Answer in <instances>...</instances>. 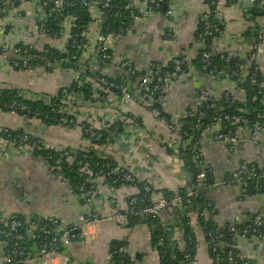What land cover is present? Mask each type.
I'll return each instance as SVG.
<instances>
[{"label": "crops", "instance_id": "crops-1", "mask_svg": "<svg viewBox=\"0 0 264 264\" xmlns=\"http://www.w3.org/2000/svg\"><path fill=\"white\" fill-rule=\"evenodd\" d=\"M43 1L45 0H32L18 4L17 10L9 16H17L15 30L10 33L11 41L15 36L27 40V33L36 31L39 18L35 15V8ZM137 1L140 3L139 7L147 6L150 15L148 24L143 27V33L133 30L122 41L117 39L119 41L113 44L116 46L118 59L127 58L139 66L143 60L140 59L137 49L142 44L145 47L141 51L156 62L166 65L173 56H179L188 64V80L174 81L165 91L164 108L167 115L176 117L184 106L195 107L197 94L205 87H211L217 94L233 87L234 83L228 75L216 77L212 81L207 74L198 71L191 64L201 51L193 33L197 20L210 9L205 0H166V8L161 12L152 7L154 0ZM251 4V0H220L218 12L224 29L219 37L214 38L212 44L220 48H234L244 64L250 40L255 38L258 44L257 50L253 52V60L264 77V16L255 15ZM254 5L257 6L256 3ZM64 29L57 35L36 39L37 45L41 49H53L64 55L68 42L66 26ZM169 30L177 35L176 41L172 42L173 40L167 38ZM9 56L10 54L0 56V90L20 89L28 93L55 95L74 80L71 70H63L56 76L48 75L42 68L17 71L10 66ZM118 107L112 105L106 108L111 113ZM119 108L122 110L121 115L131 116L139 123L135 128L140 132L137 135L145 139L129 161L137 182L149 185L159 196H165V192L178 194V190L190 183V175L180 159L168 149L176 136L139 106L125 103ZM0 128L24 130L60 149L78 151L87 144L78 130L65 131L49 127L14 113L0 111ZM142 131L146 135L141 134ZM127 134L123 135L125 145L126 142L138 138ZM202 147L205 162L215 184H218L206 192V199L214 205L213 211L204 210L202 215L193 211L186 212L189 225L185 227L178 225L179 208L164 211L160 218L170 228L169 232L179 246H184V230L186 227L190 228L195 248L193 261L189 264H213L202 227L204 221L211 218L218 225L232 221L246 224L253 215L264 213V193L248 195L241 191L238 184L221 183L241 164H253L264 169V141L245 132L235 144L216 143L212 134L208 133ZM114 160L121 162L117 157ZM124 196V190L115 186L98 191L91 210L99 218V223L87 226L86 237L82 241L75 239V235L72 236L65 248L69 264H107L109 245L120 240L127 243L126 252L134 264H160L159 254L151 245L146 225L141 223L130 227L127 219L120 224L114 221L115 209L121 208L123 210H118L122 212L126 210ZM83 214L78 196L62 186L39 158H0V215L4 219L23 216L26 222H30L35 218L45 219L51 216L58 217L63 228H70L82 223ZM235 249L239 256L248 259L251 264H264V237L258 240L253 236L238 235ZM4 252L5 246L0 241V264H4ZM37 257L39 256L36 253L27 264H44Z\"/></svg>", "mask_w": 264, "mask_h": 264}, {"label": "built area", "instance_id": "built-area-1", "mask_svg": "<svg viewBox=\"0 0 264 264\" xmlns=\"http://www.w3.org/2000/svg\"><path fill=\"white\" fill-rule=\"evenodd\" d=\"M111 1L112 0H96L95 5L92 6L85 1L82 2L84 6L90 8L88 17L89 22L84 26L82 33L85 39L83 47L87 49V55H84L87 58L86 62L83 64L80 63L77 57L72 55L68 50L64 53V58L54 60L53 64L57 66V69L50 71L46 70L47 74L56 76V74H59L61 71V68H58L60 65L74 63L75 68L70 69L75 76L74 80L61 88L55 95L40 99L54 115L48 119L49 123L52 122L53 124L50 123L47 126L65 131L78 130L84 137L87 144L82 150H78L83 153L82 160H77L75 156L72 155L73 152L71 151L75 150L60 149L51 146L42 139L32 136L26 131H24V135L18 137V141L12 140L9 135H5L3 128H0V158L32 157L35 151H53L58 154V158L52 159L51 156H46L45 158H39V160L49 169L62 186L69 188L72 192L70 180L65 176L63 166L66 163L67 169L71 171L74 169L76 170L77 176L83 178V183L80 187L76 188V193H73L78 196V199L82 203L84 212L82 217L83 221L79 226L69 229L61 226L58 217L50 216L45 218L43 220L46 221V224L40 225L35 219L26 222L24 218L23 222H21L16 217L4 219L0 215V241L3 242L6 250L11 242L13 244L9 253L4 252V264H10L11 262L27 264L36 253L41 263L69 264L70 260L65 253V248L69 245L72 236H74L72 235V231H79L78 235L84 240L87 226H95L99 223V218H97L91 210V204L97 198L100 189L111 188L113 186L112 183H115L113 179L116 176L124 183L118 188L124 190V203L126 208L124 212L118 210H123L121 208L115 209L113 219L116 223L120 224L124 219H127L125 214L139 217L143 222H148L150 219L161 218L164 211L172 208H179L180 211L185 210L184 205L189 203V199L182 198L179 193L166 199L163 196L155 194L147 184H143L141 187L142 191H140L139 187L134 185V182L137 180L131 170L132 168L129 161L133 153L135 154L137 149L142 146L145 139L137 135V133L140 134V132L135 128L139 126V123H136L135 119L131 116L127 115L124 117L121 115L120 111L122 110H119L121 109L119 107L125 103L143 108L149 112L154 120L163 124L176 136V140L169 145L168 149L171 154H174L180 159L189 175H191L190 169L182 159L179 149L183 144L188 145L191 141L194 142L195 157L193 160L195 168H198V176L194 185L190 179L188 186L186 185L184 187L186 188L184 192L185 196L191 200L196 199L197 195L205 189L204 180L209 172V168L204 159V152L202 151V143L206 134L211 133L212 139L216 143L235 144L245 132H248L253 138H259L264 141V128L259 123L238 127L236 133H222L220 121L206 126L202 134L192 136L187 141L183 140V135L186 133L181 131V129L184 128V125L188 124V118L195 116L196 113L194 114L189 109L190 106H184V109L180 111L176 117L170 116V119L166 118L163 113L166 114L164 108V94L166 89H168L169 85L174 81L188 80L190 77L189 74L182 70L184 60L179 56H173L167 63L171 64V69L167 70V64L164 65L161 62H156L151 59L150 56H147V53L144 54V52L141 51V49L145 47L144 44L140 46V49H137L140 59L143 60L141 66L127 58L118 59V52L113 42H118L119 40L117 39L121 40L123 37L129 36L133 30L143 33V27L148 24L150 15L146 9L147 6L139 7L140 3L137 0H125L127 2V18L130 25L127 27H120L118 31L119 34L117 35L114 32L110 34L109 28H106L102 32L103 14L101 10L108 8ZM164 1L165 0H157L156 2L158 3L153 6V8H158V4ZM251 1L264 9V0ZM24 2H27V0H0V56L4 57L7 54L12 55L13 58H8V62L10 66L17 71L31 69L29 64L31 56L34 59L44 60L43 54H47L49 49H41L37 45L36 39L48 36L49 30L46 27L48 20H58L63 15L64 8L73 5L68 0H47L41 2L35 8V15L39 18L36 31L31 30L30 33H27V40L15 36L13 41H11L10 33L15 30L14 26L17 16H13L12 18H9V16L17 10L18 4L21 5ZM219 3L220 0H214L209 3V7L214 8L215 13L213 18L221 21L218 12ZM94 8H96V10ZM209 13L210 11L200 17V21L204 25V30L196 40L197 44L201 47V63L206 73L208 61L214 54L220 55V58L225 62L238 58L234 48H220L212 44L210 46V51H205L204 42L206 38L211 37L213 33H220L218 26L210 24L209 16H207ZM75 22L76 19L67 17L61 27L64 31V27L66 26L68 39L72 36L71 31L77 28ZM120 25L122 26L123 24L120 23ZM221 34L222 33H220V35ZM167 38L174 42L177 40V35L173 33L172 30H169ZM250 42L251 44L247 52L248 56L244 59V63L246 62L247 65L243 67L239 66L238 63L236 64V70L238 68L241 69L242 77L248 75L247 71L251 68L252 64H254L253 52L257 50L258 43L255 38H252ZM73 48H75V46H73L72 49ZM76 60L78 61L77 63H75ZM81 66H83L84 69L82 73H79L77 69ZM229 72L231 73L232 70L229 69ZM84 73L88 74L84 76ZM235 75L236 72L233 71L232 77ZM207 76H209V80L215 81L216 77L212 76L210 73H208ZM107 78L112 81H108ZM117 78H119L121 84L115 81ZM223 92L228 93L234 100L243 99V93L236 89L235 85H233L230 90ZM222 93L217 94L211 87H205L197 96L196 106L210 100L214 102ZM21 97L26 101L35 99L28 92L22 93ZM112 105L119 106L113 111L115 114L107 111L110 107H106ZM209 107L213 108L214 104H211ZM19 109L28 111L26 106H20ZM196 116L198 119H202L204 113L200 112L198 115L196 114ZM45 118H48L47 115H45ZM33 120L41 123L40 119L34 118ZM223 120L232 122L234 125L243 122L242 117L237 116H224ZM128 126L133 127L129 128ZM104 133L107 134L106 143L100 144L103 141ZM126 133L138 137L126 142L127 147L123 143V135ZM142 133L146 135V132L142 131L141 134ZM28 136H32L36 141L31 142ZM89 149H94L108 155L113 158V160L114 157H117L121 162L114 160L116 166L110 163H90L87 155ZM260 180H264V169L258 168L253 164H241L228 179L221 183L224 185L238 184L241 187V191L245 194L246 188L248 187L247 182H258ZM216 185L218 184H214V186ZM141 193L143 195L142 199H140ZM251 222L252 226L232 221L226 229V234L220 232L216 233L214 236L210 234L206 235L208 238V250L214 255V264H222L220 263L219 246L224 244L227 235L231 237L232 250L227 253L224 264H251L248 259L239 256L235 249V241L238 235L240 237H248L251 234L258 240L264 237V213L254 215ZM236 224L243 225V227L239 229L235 226ZM144 225H146L150 235L149 227L147 224ZM150 228L151 230L155 229L154 226ZM38 231L40 234L51 236L52 241L48 245L44 244L41 246L36 241L40 239ZM171 240L176 241L173 239V235H171ZM28 241L34 243L33 249L31 250L34 251L35 254L26 251L24 246L27 245ZM58 245L63 249L61 252L57 249ZM163 245V240L157 242V247H163ZM228 245H230V243ZM180 248L181 250L184 249L183 246H180Z\"/></svg>", "mask_w": 264, "mask_h": 264}, {"label": "trees", "instance_id": "trees-1", "mask_svg": "<svg viewBox=\"0 0 264 264\" xmlns=\"http://www.w3.org/2000/svg\"><path fill=\"white\" fill-rule=\"evenodd\" d=\"M32 1V0H27ZM47 1V0H45ZM73 5L71 7L64 8L63 15L58 20H48L47 22V29L49 30L48 36L51 37L55 35L56 33H60L62 30V25L67 17L76 19L75 25L77 26L76 29H73L71 31L72 36L70 39H68L67 42V50L72 53V55H75L77 57V60L80 61V63L86 62V57L84 56L87 53V49H85L84 43L85 39L82 36L84 26L88 24L89 22V7L84 6L82 4L83 1L90 3L91 6L95 5L96 0H68ZM157 0L154 1L153 6H155L158 2ZM214 0H205V3L209 5L210 2ZM164 3V4H163ZM158 4V8H156L157 12L162 11L163 5H165L166 0ZM152 6V7H153ZM103 14V24H102V32L109 28L110 34L116 33L119 34V28L120 27H127L130 25V22L127 18V2L125 0H112L110 3V6L106 9H102ZM210 13L207 15L209 16V22L213 26H218L220 33H222L224 26L221 21H219L216 18H213L214 16V8L209 9ZM121 15V16H120ZM120 16V17H119ZM126 17V19H125ZM120 23L123 25L121 26ZM256 29V28H255ZM258 29V28H257ZM204 25L199 20H197V26L196 30L193 33V38L197 40L199 36L203 33ZM220 33H213L211 37L206 38L204 42V49L205 51H210V46L212 45V41L214 38L219 37ZM75 46V48L72 49V47ZM93 48V47H92ZM230 49V48H228ZM201 52L199 51L195 60L191 63L196 67V69L200 72L206 73L203 69V64L201 63ZM33 55V53H32ZM87 55V54H86ZM44 60L40 59H34L31 56V60H29L30 64V71L35 70L38 68H42L45 71L55 70L57 69L56 65L53 64L54 60H58L62 58V55L53 49H49L47 54H43ZM9 58H13L12 55L9 56ZM75 61L77 63L78 61ZM239 64V66H246L247 63L245 62L242 64V61L238 58L232 59L229 62H225L223 59L220 58V55L214 54L210 57L208 61V69L206 70L207 73H210L212 76L220 78L221 76L226 77L227 75L230 77L231 81L234 83L236 89L240 90L243 93V99L242 100H234L228 93L223 92L219 98L211 102L206 101L201 104H198L196 107H189V109L195 114L198 115V113L203 112L204 117L202 119H198V117L193 116L191 118H188V124L184 125V128L181 129V131H184L186 134L183 135V140L187 141L190 137L200 135L203 133V130L206 126H210L213 123H216L217 121L221 122V131L222 133H236L238 127H244L249 126L253 123H259L264 128V77L262 76V73L260 70L256 67L255 64H252L251 68L247 71L248 75L245 77H242L241 75V69L238 68L236 70V64ZM167 70L171 69V64H167L166 66ZM189 69V66L186 62H183L182 70L183 72H186ZM229 69L236 72V75L232 77V72H229ZM60 72H63V70L67 71L66 69H60ZM25 71V70H23ZM46 71V72H47ZM88 73H84V76ZM227 76V77H228ZM108 81H112L111 79L107 78ZM118 84H121V81L119 78L115 80ZM25 93V91L20 89H3L0 90V111L3 113H14L20 116H23L24 118L30 120V119H40L41 123L43 125L53 124L52 122L49 123L48 119L53 117L54 115L49 111V108L45 106L41 102V98L50 97L51 95H47L44 93H30L35 99L32 101H26L21 97V94ZM199 94V93H198ZM197 94V96H198ZM59 95V93H58ZM39 98V100H38ZM56 98V97H55ZM211 104H214L213 108H210L209 106ZM20 106H26L28 108V111H23L19 109ZM38 113V114H37ZM45 115H47L48 118H45ZM163 115L170 119V116L167 114ZM224 116H234V117H242L243 122H241L238 125H234L232 122H227L223 120ZM199 127V128H197ZM121 128V127H120ZM5 135H9V137L12 140L18 141V137L24 135V130H9L3 128ZM264 136V134H263ZM29 140L31 142L36 141L35 138L32 136H28ZM107 134L104 133L103 141L100 144L106 143ZM194 142H190L188 145L183 144L180 149V155L184 162L187 164V166L190 169L191 175L190 179L192 184L194 185L197 176H198V168H195L194 164ZM73 152V156L77 160H82L83 153L79 151H71ZM88 161L90 163H110L116 166L115 161L113 158L109 157L108 155H105L101 152H98L94 149L88 150ZM36 158H45L46 156H51L52 159L58 158V154L54 153L53 151H35L34 155ZM67 164L63 166L64 174L65 176L70 180V187L72 188L73 192L76 193V188L80 187L83 183V178H80L77 176L76 170H70L67 169ZM73 168V167H70ZM229 178V177H228ZM226 178V179H228ZM115 180V183L113 182V186L116 188L120 187L124 183L120 181V178L118 176L114 177L113 181ZM248 187L246 188V193L248 195H257L264 193V180H260L258 182H247ZM215 184L214 177L212 176L211 172L209 171L206 175V179L204 180V190L200 192L197 195L196 199H190L187 198L184 194L186 188L178 190V193L182 196L184 199H189V203L185 206L184 211H180V214L178 215V225L180 227H185L187 224L189 225V221L187 219V216L185 215L186 212L193 211L198 214L203 213V211H213L214 205L211 201L206 199V192L207 190L213 188ZM134 185L139 187L140 191H142L143 184L135 181ZM189 188V187H187ZM143 193V192H142ZM140 195V199H142L143 195ZM149 195V194H148ZM166 199H169L174 194L172 192H165L164 193ZM182 212V213H181ZM126 215V222L128 225L135 226L139 224H147V226L150 229V242L153 247V249L156 250L159 254L160 264H189L193 261L194 258V248H195V242L193 239L192 232L189 227H186L184 230V246L183 250H181L180 246L176 241L171 240V233L169 232L170 228L166 226L164 223L160 221V218L158 219H150L148 222H143L139 217L136 216H129ZM254 216V215H253ZM17 219H19L21 222H23L24 217L23 216H17ZM35 221H38L40 225L46 224V221H44L42 218H35ZM231 222H227L223 225H218L216 222H214L213 219L209 218L206 222H203V231L205 234L206 241H208L207 234H210L211 236H214L216 233L223 232L226 234V229L228 225H230ZM245 225L252 226V222H248ZM155 227L154 230H151L150 227ZM237 228L241 229L243 225L236 224ZM38 234L40 235V239L36 240L37 243L42 245H48L52 238L49 235H43L40 234L38 231ZM252 235L250 234V237ZM159 240H163L164 245L163 247H157V242ZM224 244L219 246L220 250V263H225V258L227 253L232 250V244H231V237L226 236L224 240ZM230 243V245L226 244ZM38 244V245H39ZM60 244V243H59ZM36 245V244H35ZM61 245V244H60ZM58 245L57 249L59 252H61L63 249L62 247ZM12 242L8 245L6 252L9 253L12 249ZM34 243L31 241H28L27 245L24 246L26 251L29 253H34L31 249H33ZM37 246V245H36ZM35 246V247H36ZM126 246L127 243L123 240L120 241H114L112 244L109 245L108 249V263L107 264H134L133 260L129 258L127 252H126ZM210 258L212 259L214 255L211 251H209ZM10 264H19L17 262H11ZM214 264V263H213Z\"/></svg>", "mask_w": 264, "mask_h": 264}, {"label": "water", "instance_id": "water-1", "mask_svg": "<svg viewBox=\"0 0 264 264\" xmlns=\"http://www.w3.org/2000/svg\"><path fill=\"white\" fill-rule=\"evenodd\" d=\"M252 7L254 8V10H255V15H257V16H264V9L263 8H261V7H259L258 5L256 6V5H254V3L252 2ZM165 8H166V5H163V7H162V11H164L165 10ZM64 57V55H62V58ZM58 68H61V69H66V70H70V69H74L75 68V64L74 63H68V64H64V65H60ZM83 66H81V67H79L78 69H77V71L79 72V73H82L83 72ZM177 211V210H176ZM73 227H70L69 229H72ZM78 234H79V231H77V230H74V231H72V235H75V239H78V240H80V241H82V238L80 237V236H78ZM78 236V237H77Z\"/></svg>", "mask_w": 264, "mask_h": 264}]
</instances>
